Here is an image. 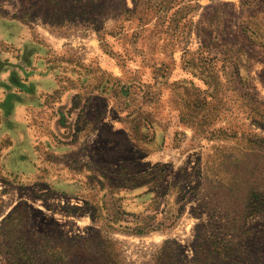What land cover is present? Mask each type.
<instances>
[{
  "label": "rangeland",
  "instance_id": "rangeland-1",
  "mask_svg": "<svg viewBox=\"0 0 264 264\" xmlns=\"http://www.w3.org/2000/svg\"><path fill=\"white\" fill-rule=\"evenodd\" d=\"M164 245L264 264V0H0V264Z\"/></svg>",
  "mask_w": 264,
  "mask_h": 264
},
{
  "label": "trees",
  "instance_id": "trees-1",
  "mask_svg": "<svg viewBox=\"0 0 264 264\" xmlns=\"http://www.w3.org/2000/svg\"><path fill=\"white\" fill-rule=\"evenodd\" d=\"M19 211V208L13 211L14 214ZM88 241V239H86ZM166 245V243H165ZM165 245L161 249L157 259L154 264H173V261L170 256H168L167 251L165 250ZM84 247V246H83ZM201 251H197V256L195 260V264H202V256H198ZM85 254V253H84ZM49 262V257L43 256L37 250H33V252H28L22 257H20L19 262L17 264H47Z\"/></svg>",
  "mask_w": 264,
  "mask_h": 264
}]
</instances>
